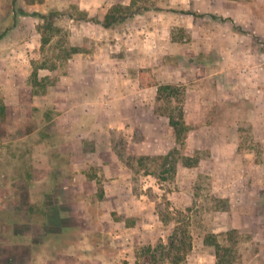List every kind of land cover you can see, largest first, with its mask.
Wrapping results in <instances>:
<instances>
[{
    "label": "rangeland",
    "instance_id": "obj_1",
    "mask_svg": "<svg viewBox=\"0 0 264 264\" xmlns=\"http://www.w3.org/2000/svg\"><path fill=\"white\" fill-rule=\"evenodd\" d=\"M113 2L119 3L104 0L101 6L110 8ZM92 4L93 0H16L12 5V0H0V34L6 33L0 40V107L3 105L5 109V104L12 100L29 107L26 91H20L21 94L15 91L22 83L29 86L27 93L31 89L32 93L46 96L35 99L36 107L20 111L14 126L6 121V112L4 121H0V245L33 242L37 251L34 252L43 259L67 253L74 258H87L88 264L106 261L150 264V259L152 264H216L215 245H218L224 264H264V233L258 231L252 235L244 228V211L252 209L245 202L248 193H239L235 196L236 202H230L229 197H218L213 192V186L230 178L242 176L250 183L264 173V92L249 94L257 100L256 106L246 100L237 103L236 126L240 133L237 172L212 173L203 164L199 168L183 169L182 154L195 149L183 140L187 135L184 125L177 135L179 149L173 150L169 159L168 155L128 154L135 148L128 149L124 136L117 132L115 139L124 166L122 171H104L96 164V157L87 159L79 154L77 157L72 152L79 144L70 143L68 121L53 118L50 93L60 78L64 80L81 66L76 60L79 55L74 52L88 54L100 48L86 25L93 23L85 20L103 16V12L88 15L84 9ZM185 4V0H132L131 9L143 12L156 9L157 5L158 9L162 7L179 14L181 5ZM188 4L190 8L186 11L191 12L196 4L204 10L213 5L219 8L222 1L189 0ZM254 11L260 14L259 8L254 7ZM208 13L205 10V15ZM221 16L217 17L220 21L214 27L228 31L229 26L224 24L228 18L225 16L224 20ZM143 17L151 20L148 13ZM124 23L117 30L125 42L133 28ZM185 36L176 28L175 37L179 41ZM253 37V50L264 52V39L254 34ZM124 51L121 49L120 53ZM84 58L81 57V62ZM250 79L251 85L264 91L263 77L252 74ZM168 88L160 90L179 97V87ZM158 109L170 111L176 118L180 113L179 105L172 100L161 101ZM8 110V117L14 118L15 108ZM27 129L30 131L25 137L23 131ZM134 135L138 141L144 133L134 131ZM248 151L252 153L251 158L244 156ZM192 157L201 158V155L194 152ZM73 160L76 165L71 170L69 161ZM249 162L254 163L250 171ZM20 177H26L33 195L35 216L26 217V209H10L27 206L19 195L12 198L11 194L12 185L18 188L25 184ZM73 178L77 184H84L77 192V207L68 202ZM115 180L127 184L116 188L108 184ZM44 193L48 194L51 218L42 215ZM117 196L130 198V203H117ZM257 200L254 209L264 212L262 198ZM47 219L51 232L41 224ZM233 224L239 227L233 228ZM10 255L9 250L1 251L0 264Z\"/></svg>",
    "mask_w": 264,
    "mask_h": 264
},
{
    "label": "crops",
    "instance_id": "obj_2",
    "mask_svg": "<svg viewBox=\"0 0 264 264\" xmlns=\"http://www.w3.org/2000/svg\"><path fill=\"white\" fill-rule=\"evenodd\" d=\"M103 1L93 0V4L84 10L89 16L99 12H103L104 16L111 7L101 6ZM221 1L222 6L219 8L213 5V9L202 10L196 4L197 8L195 6L193 11L188 12L189 0H185L186 4L181 5L182 12L179 14L162 7L158 9L157 5L156 9H144L143 12L135 9L137 12L125 22L133 28L125 42L119 36L118 27L106 29L94 23L86 24L93 32L91 38L100 44V48L88 54L78 52L76 60L80 61L81 66L64 80L60 78L50 93L53 95V118L67 120L70 143L74 141L79 144L72 149L75 156L79 154L87 159L94 156L96 164L103 167L104 171H122L124 166L116 140L119 132L127 141L128 149L135 148L128 154L171 157V152L179 149L178 134L169 125V117L174 115L170 111L158 109V104L172 100L179 105L182 114L180 120L187 134L183 140L188 147L195 148L186 150L182 154L183 159L194 158V152L201 155V158H197L196 166L187 167L181 163V167L192 169L203 164L212 173L238 171L240 133L236 126V106L245 100L252 101L256 106L257 100L251 99L249 94L264 92L262 88L251 85L250 79L252 74L264 78V52L253 50V34L264 39V0ZM115 2L119 3L113 2V6L132 5V0ZM254 7L260 9V14H256ZM205 10L210 13L205 15ZM147 13L151 19L149 21L143 17ZM219 14L223 15V19L227 16L228 20L224 24L229 26L228 31L214 27L220 21L217 18ZM206 17L210 20H206ZM176 28L186 35L180 41L175 37ZM183 40H189L190 43ZM121 49L125 51L120 53ZM82 56L85 57L83 62ZM22 84L16 86L15 91L19 94L22 90L26 91V105L29 107L15 100L5 104L6 121H11L13 126L19 121L20 111L36 107L35 99L46 97L44 94L32 93L31 89L27 93L29 86ZM173 86L180 88L179 97L160 91L162 87L170 89ZM10 107L16 110L14 118L8 117ZM134 131L144 133V136L135 141ZM23 134L25 137L29 135L25 130ZM244 156L251 158L252 153L248 151ZM74 162L69 161L71 170L75 168ZM249 163L248 171L254 167L253 162ZM75 181L73 178L72 184H69L72 195L68 202L77 207V192L84 184ZM108 184L116 188L123 187L127 182L115 180ZM28 187L24 183L23 187L18 188L12 185V198L19 195L22 201L27 202V206H11L10 209L28 210L33 202ZM213 187L215 195L227 196L230 202H236L235 196L239 193H248L245 202L252 209L244 211V228L252 235L258 231L264 233V212L253 207L257 206V199L261 197L264 210V173L261 178L250 183L248 179L244 181L242 176H237ZM42 197L46 216L51 218L47 205L48 194L44 193ZM117 198L116 202H122V205L130 203V198ZM49 224L47 219L44 227L51 232ZM238 227L233 224V228ZM3 250L12 253L4 264H88L89 261L67 253L43 259L35 253L37 251L33 242L3 243L0 252ZM103 263L109 264L107 261Z\"/></svg>",
    "mask_w": 264,
    "mask_h": 264
},
{
    "label": "trees",
    "instance_id": "obj_3",
    "mask_svg": "<svg viewBox=\"0 0 264 264\" xmlns=\"http://www.w3.org/2000/svg\"><path fill=\"white\" fill-rule=\"evenodd\" d=\"M16 4V0H12V5ZM137 12V10L132 11L131 6H126L123 7L121 5H116L113 6L109 9V11L107 12V14H105L103 16V18H87L85 19L87 22H92L94 24L100 25L103 28H116V27H120L121 24H123L124 22H126V20H128L129 18H131L135 13ZM191 14L193 16H202V15H196L194 13H188ZM34 16H39V14L34 13ZM5 32L0 34V40L2 38H4L5 36ZM43 44H46V39H43ZM74 53H78V51L74 52ZM165 88V87H163ZM169 89V88H168ZM161 91V90H160ZM4 116H5V109L4 106L1 105L0 107V117L2 120H0L1 122L4 121ZM181 118V115L179 113V115L176 117H169V125L170 127H172L174 129V131L176 132V134H179V132L183 129V122L179 119ZM29 129L26 130L27 133H29ZM170 157H168L169 159ZM182 164L184 166L187 167H192V166H196L197 164V158H188V159H183L182 160ZM24 177H20V179L22 181L25 182L26 177L23 179ZM26 185H28V183L25 182ZM34 203H31L28 210L24 213L26 217H31V216H35V205H33ZM44 204V202H43ZM44 216V218L46 217V213L44 211V213L42 214ZM41 215V216H42ZM42 225H45V222L41 223ZM169 245H172V242L170 241ZM216 247V259L217 262L216 264H224V258L223 255L220 254L219 251V246L215 245ZM179 258V257H177ZM180 260V259H179ZM150 264H152V260L150 259Z\"/></svg>",
    "mask_w": 264,
    "mask_h": 264
}]
</instances>
